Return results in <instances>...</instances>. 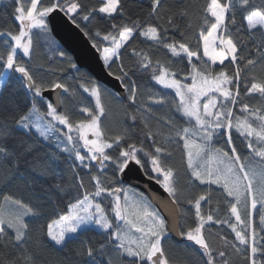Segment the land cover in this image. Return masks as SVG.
Listing matches in <instances>:
<instances>
[{
    "label": "trees",
    "instance_id": "trees-1",
    "mask_svg": "<svg viewBox=\"0 0 264 264\" xmlns=\"http://www.w3.org/2000/svg\"><path fill=\"white\" fill-rule=\"evenodd\" d=\"M20 1L0 0V32L11 31L13 34L19 32L20 23L15 18V8L20 5ZM80 2L86 7L84 12L75 17L76 23L91 42L101 49L110 46L109 42L103 40V36L108 32L116 34L118 31V29H113V24L118 28L124 25L133 27L134 22L139 21L141 28L149 23L163 26L168 29V39L164 43L173 41L187 43L190 48L196 46L200 29L206 30L208 27L204 24V19L210 0H163L164 7L160 10L162 19L150 15L151 0H121L122 13L118 12L108 17L97 11L89 17V20H83L82 15L91 8L98 9L102 0H80ZM41 3H44V0H41ZM260 6H264V0H251L249 8ZM184 10H187V15L182 16L181 12ZM246 15L247 10H240L237 11L235 25L226 21L229 23V31L234 39L239 38L237 63L242 69L240 97L238 98L240 103L233 108V111L237 112L241 103H247L250 109L264 110V96L246 94V86H251L253 77L257 81L264 80V30L258 27L249 31L246 26ZM169 16H173L176 27H170L167 24ZM140 30L136 29L133 39L121 49L118 60L113 59L110 66H107L111 74L116 77L122 75L121 65L123 66L128 75L120 81L123 87L129 84V78L135 82L137 89L135 102L129 99L128 88L125 87L126 96L123 97L104 88L87 70L77 65L75 69L72 68L71 64H76L73 56L53 37L50 28L47 31H34L30 57L18 54L17 60L29 69L37 83L44 85L42 90L52 88L51 85L56 83L68 86L70 92L62 93L64 103L59 112L67 109L73 123L87 118L85 114H82L81 109L88 108L93 112L97 111L94 97L85 92L81 85L91 88L93 83L99 84L102 90V103L106 109L104 116L101 117V125L106 134L115 136L127 130L126 142L123 143L125 148L128 144L134 143L138 147L143 145L148 151H153V141H155L156 146L166 149L168 154L164 155L162 160L165 166L175 170L178 180L176 202L181 212V231L195 227L197 223L194 206L189 204L188 200L209 191L211 192V203L202 201V212L207 214L209 210H216L215 218L228 219V201H232L233 198L227 197L221 186L200 184L191 176V170L187 167L186 150L182 141L176 138L175 133L179 128L190 125L186 123V118H183L175 109L177 97L174 90L164 89L157 84L152 79V68L142 67L140 61L141 57L147 54L153 66L156 61H160L163 66L177 73V79L186 77L184 81L186 83L192 82L191 64L183 54L181 57H174L162 44H157L140 35ZM97 32L100 33L99 36L96 35ZM4 41L11 43L10 38L0 37V46ZM248 59L254 60L255 64L245 67ZM192 63H197L199 66L196 58H193ZM221 67L217 64L213 66V69L219 71ZM223 67L230 74L234 71V65L227 60ZM5 71L3 61H0V81ZM157 98H163L165 103L163 105L154 103V99ZM45 101L48 100L34 95L20 73L12 70L0 89V148L7 150V155L0 152V206H3L4 197H10L29 205L36 213L25 218L29 227L27 239L23 245L11 242L14 231L7 230V238L0 240V264H7L9 261H14L15 264H25L24 258L29 255L32 256L35 264H92L91 258L86 255V249L92 247L94 252H99L101 244L105 247L102 255H96L98 264H109V260L111 264H131V258L120 257L117 254L108 231L85 228L76 234H69L63 245H56L47 235L49 224L57 230L59 225L54 222L59 221L60 217L69 211L70 205L82 199L85 191H95L93 176L99 175L102 179L106 177L104 185L110 188H125L129 184L122 183L120 174L116 172L112 164L108 165L103 174L96 166V162L91 164L90 169L85 168L75 160L74 154L59 149L43 139L35 130H27L18 126L19 117L26 115L33 105L40 112L46 113ZM148 109H151V112ZM133 115L137 117L135 121L131 119ZM168 120L173 122L175 128L169 127ZM149 131L153 133L152 136L148 135ZM224 136L215 137L212 146L229 151L230 145ZM232 144L235 145L240 155L248 153L241 136L235 131L232 132ZM109 154L118 155L111 150ZM140 157L144 164L143 171L148 176L156 177L150 169L148 158L143 154H140ZM81 179L83 187L79 183ZM102 205L110 215L109 205L105 203ZM259 216L257 210L253 213L252 219L256 231L264 236ZM242 218L247 220V214L242 213ZM229 223H235L234 217L229 220ZM204 231L212 248L216 250L213 255L217 262L221 259L218 251L223 250L230 264H249V251L246 246L239 245L235 241V233L228 224L209 222L205 225ZM221 237H225L229 243L225 245ZM183 238L182 242H178L168 234L164 237L162 244L170 264H207V257L202 249L186 237ZM233 243L239 247L240 251L232 247Z\"/></svg>",
    "mask_w": 264,
    "mask_h": 264
},
{
    "label": "snow or ice",
    "instance_id": "snow-or-ice-1",
    "mask_svg": "<svg viewBox=\"0 0 264 264\" xmlns=\"http://www.w3.org/2000/svg\"><path fill=\"white\" fill-rule=\"evenodd\" d=\"M251 0H210L206 7V18L204 24L207 29L201 28L199 31V40L194 48H190L187 43H164L167 36V28L155 24H147L141 28L140 22H134L133 27L124 25L119 27L112 25L113 29H118L116 34L108 32L103 36V40L110 43V46L99 48L95 43L94 47L101 52L102 59L106 66H110L113 58H118L120 50L133 39L136 29L140 30V35L148 38L157 44H162L168 49L174 57L185 56L191 64V83L184 82L186 77L177 79L176 72L161 64L160 61L153 62L151 58L144 54L141 57V66L152 68V79L164 89L174 90L177 97L175 104L176 111L186 118L189 127H182L176 130V138L183 143L186 150L187 167L191 170V176L199 181L200 184L220 185L227 197L233 198L228 201V219L215 218L216 210H209L207 214L202 212V201L211 203V192L200 194L194 199L188 200V203L194 206L197 223L195 227H189L186 231H178L180 236L194 242L202 249L207 257V264H230L226 252L218 251L221 258L217 262L213 255L215 249L205 235V225L209 222L216 224H228L235 233V241L239 245L246 246L249 251V264H264V236H261L255 228L252 219L253 213L259 204L264 209V110L261 108H249L247 103L240 104V111L246 113L243 117L235 116L233 108L240 103V77L241 67L238 61V39H234L229 31L230 24L235 25L237 11L247 10L246 26L249 31L258 27L264 30V6L251 7ZM38 5H40L38 7ZM80 0H31L30 6L25 8L20 4L15 8L17 15L15 18L20 23V29L17 34L11 31L0 32V37H8L11 43L4 41L0 46V61H3V67L22 74L27 80V86L33 91L34 95L43 99L42 89L44 85L37 83L29 69L17 60L18 54L28 56L33 47L32 30L35 28L48 30L47 17L49 14L59 10L67 15L73 24H76V16L84 12ZM163 0H151L150 15L162 19L160 10L163 9ZM106 14L112 17L115 13H122L123 7L121 0H102L98 9L91 8L82 15L83 20H89L94 12ZM181 15H187V10L181 12ZM211 20V22H210ZM167 24L170 27H176L173 22V16H169ZM100 35L99 32L96 33ZM202 48V54H201ZM135 52V50H133ZM63 55V53H61ZM193 58L199 62L192 63ZM206 58V59H204ZM234 65V71L230 74L225 67V61ZM217 63L222 66L221 70L214 71L213 66ZM255 61L248 59L247 66L254 65ZM76 68V64H71ZM158 70V74H157ZM120 77L118 80L128 74L121 65ZM129 84L131 86H129ZM129 84L124 86L128 88L129 99L133 102L137 98V89L135 82L129 78ZM52 89H61L64 93L70 90L66 84L56 83L51 85ZM85 92H90L95 99L97 111L91 109H81L86 119L78 120L73 123L70 120V114L67 109L59 112L58 108L63 105V100L57 99L55 103L45 101L46 113L33 105L31 112L19 117L17 123L23 128L35 127L44 137L56 130L57 124L66 129L64 137L66 146L63 151L74 153L75 160L85 168H91L92 162L103 174L109 164L115 167L119 174H124L130 170V164L135 163L144 167L140 154L147 157L150 162V169L156 173V182L171 197V202L176 203L178 194L177 176L175 170L165 166L162 157L166 154V149L156 146L153 141V151H148L136 144H128L125 148L127 130L120 135L109 136L103 130L101 117L104 116L106 109L102 103V90L99 84L93 83L91 88L83 87ZM246 94H259L264 96V80L257 81L253 77L250 87H247ZM75 95V93H71ZM154 103L163 105V98L154 99ZM151 112V109H148ZM135 121L137 117L131 116ZM47 123H43V121ZM169 127L175 128L171 120L167 121ZM244 137L247 141V148L251 150L254 157H260L261 162L258 165L252 164L247 157L242 160L237 152L235 145L232 144V132ZM152 136L151 131L148 132ZM161 135H163L161 133ZM226 135L227 143L230 145L229 151L222 148L212 147L214 137ZM167 139V138H166ZM255 142V144H254ZM82 149L84 150L82 152ZM109 150L118 155H110ZM0 152L7 155V150L0 148ZM231 153V154H229ZM147 175V173H145ZM162 179L158 178L161 177ZM104 177L93 176L95 185L94 192L85 191L84 196L77 203L71 205L69 211L62 215L59 221L54 222L59 225L54 230L53 225L49 224L47 235L56 245L65 244L66 237L69 234H76L83 225L95 223L102 229L109 232L111 241L115 244V249L120 257L131 258V264H170V260L165 253L162 241L168 231L164 218L150 205L146 198L140 194L132 193L130 189L124 187L110 188L104 185ZM83 187V180L79 181ZM123 194V200L122 196ZM107 195L112 197L111 211L115 219L122 223L113 225L112 220L108 218V213L104 207L97 202V197ZM5 202L11 201L19 209L16 212H7L3 206H0V240H5L8 236V229L14 231L11 242L19 245L27 239L28 224L25 217L35 215L34 209L19 200H11L10 197H4ZM234 201V202H233ZM218 207V206H217ZM242 212L246 213L248 219L242 218ZM234 217L235 223H229ZM261 231H264V211L259 216ZM138 234V235H137ZM221 239L227 245L229 242L225 237ZM6 246V245H5ZM104 245H100L99 252H94L92 247H87L86 255L91 258L92 264H98L97 254H103ZM236 251H240L235 243L232 245ZM25 264H35L32 256L24 258ZM7 264H15L9 261ZM111 264V260H109Z\"/></svg>",
    "mask_w": 264,
    "mask_h": 264
},
{
    "label": "water",
    "instance_id": "water-1",
    "mask_svg": "<svg viewBox=\"0 0 264 264\" xmlns=\"http://www.w3.org/2000/svg\"><path fill=\"white\" fill-rule=\"evenodd\" d=\"M47 18L52 35L73 56L76 65L87 70L95 80L106 86V88L125 97L126 90L121 81L108 70L100 52L93 46L81 27L78 24H73L71 19L59 10L49 14ZM20 75L22 76V74ZM22 78L27 83L26 78L23 76ZM62 93L61 89L47 88L42 90V97L55 103L57 99L62 100ZM61 109L62 106L58 108V111H61ZM120 177L122 183L136 188L150 200L166 221L167 234L173 240L182 242L184 240L183 236H180L178 231L175 230L181 231L179 206L177 202L175 204L171 202V197L156 182V179L146 175L143 168L135 165L134 162L130 164V170L120 174Z\"/></svg>",
    "mask_w": 264,
    "mask_h": 264
},
{
    "label": "rangeland",
    "instance_id": "rangeland-1",
    "mask_svg": "<svg viewBox=\"0 0 264 264\" xmlns=\"http://www.w3.org/2000/svg\"><path fill=\"white\" fill-rule=\"evenodd\" d=\"M30 3H31V0H21L20 1V4H23L24 6H25V8H27V7H29L30 6ZM38 7H39V5H38ZM16 15H17V13H16ZM47 23H48V18H47ZM77 24V23H76ZM48 28H50L49 27V23H48ZM36 30H39V31H44V30H42V29H39V28H35V29H33L32 30V39H34V31H36ZM51 31V30H50ZM54 37V36H53ZM33 48V47H32ZM121 51V50H120ZM31 53H32V50H31ZM31 53L27 56V57H30V55H31ZM101 54V53H100ZM101 57H102V54H101ZM119 58V57H118ZM118 58H113V59H117L118 60ZM206 59V58H205ZM111 63V62H110ZM218 64V63H217ZM10 71L11 70H7L6 69V71L4 72V74H3V76H2V78H1V81H0V89H1V87H2V85H3V83H4V81H5V79H6V77H7V75L10 73ZM101 84V83H100ZM102 85V84H101ZM104 86V85H103ZM106 86H104V88H105ZM125 88V87H124ZM63 91V90H62ZM88 93H90V92H88ZM48 100V99H47ZM49 101V100H48ZM32 110V109H31ZM31 110L27 113V114H29L30 112H31ZM234 112V115L235 116H241V117H243L244 115H246V113H242L241 111H240V109L238 110V112L237 111H233ZM41 113H43V112H41ZM26 114V115H27ZM43 123H47V121L45 120V121H43ZM18 126L20 127V128H23V127H21L19 124H18ZM103 128V127H102ZM23 129H26V128H23ZM28 129H33V130H35L36 132H37V134H39L43 139H45L46 141H48V142H50V143H52V144H54L55 146H57L59 149H61V150H63L64 149V147L66 146V141H65V137H64V131H66V129L65 128H63V126H60L59 124H57V127H56V130L54 131V132H52V133H50L47 137H44V136H42L37 130H36V128L33 126V127H30V128H27V130ZM233 131H235V130H233ZM224 136V135H223ZM215 138V137H214ZM224 138L227 140V137H226V135L224 136ZM241 139L243 140V142L245 143L244 145H246V147H247V141H246V139L244 138V137H242L241 136ZM213 142H214V139H213ZM212 142V143H213ZM254 144H255V142H254ZM212 147H214V146H212ZM214 148H216V147H214ZM247 150H248V153L247 154H244V155H240L241 156V158H242V160H244V158L245 157H247L248 158V160H245V163H248L249 161L252 163V164H254V165H258L260 162H261V158L260 157H254V154L251 152V150L250 149H248L247 148ZM84 150L82 149V152H83ZM67 153H70V152H67ZM70 154H74V153H70ZM92 163H95V162H92ZM155 175L157 176V174L155 173ZM160 179H162V176L160 177ZM218 186H220V185H218ZM125 189H130L131 191H129V195H132V193L134 192V193H136V194H140V195H142L144 198H146L147 199V197L144 195V194H142V193H140L139 192V190H137L136 188H133V187H130V186H128V187H125ZM121 196H122V200H123V194H121ZM97 199V202H99L101 205L103 204V203H105V205H109V209H110V211H111V206H112V197H110V196H107V195H102L101 197H97L96 198ZM11 200H13V199H11ZM147 201L150 203V205L161 215V213L158 211V209L150 202V200L149 199H147ZM77 203V202H76ZM73 204H75V203H73ZM72 204V205H73ZM103 207H104V209H105V211L107 212V210H106V208H105V206L104 205H102ZM3 207H4V209L7 211V212H16V211H18L19 209L17 208V206L16 205H14V204H12L11 203V201H9V202H5V200H4V203H3ZM70 207H71V205H70ZM259 211V214H261V212L262 211H264V209H262L261 208V206L258 204L257 205V209H256V211ZM255 211V212H256ZM254 212V213H255ZM108 213V212H107ZM243 213V212H242ZM111 215V216H110ZM110 215H108V218L110 219V220H112V222H113V225H116L117 223H122V222H119V221H117L116 219H115V216H114V213H112V211H111V214ZM30 216H32V215H29V216H27V217H25V218H28V217H30ZM162 216V215H161ZM163 217V216H162ZM253 217V216H252ZM235 220V219H234ZM85 228H95V229H97V230H101V231H107V230H104V229H102L100 226H98V225H96L95 223H90V224H87V225H83L82 227H81V229L80 230H82V229H85ZM167 233H168V231H167ZM167 233H166V235H167ZM138 235V234H137ZM165 235V236H166Z\"/></svg>",
    "mask_w": 264,
    "mask_h": 264
}]
</instances>
